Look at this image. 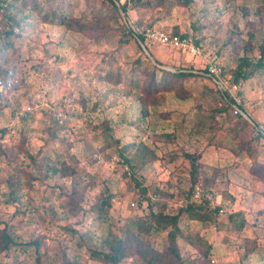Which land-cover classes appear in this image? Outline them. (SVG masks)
Here are the masks:
<instances>
[{
    "label": "rangeland",
    "instance_id": "obj_1",
    "mask_svg": "<svg viewBox=\"0 0 264 264\" xmlns=\"http://www.w3.org/2000/svg\"><path fill=\"white\" fill-rule=\"evenodd\" d=\"M1 1L0 79L13 90L0 96V237L6 229L17 244L0 241V264H108L91 251L138 232L152 210L177 213L197 182L220 204L181 214L183 235L196 232L210 246L178 234L182 257L264 264V69L236 90L248 119L200 75L150 96L163 99L143 115L134 66L149 57L141 35L159 67L200 71L214 59L233 78L242 57L260 56L264 0L135 4L131 29L110 0H35L42 10ZM48 8L67 22H46L40 13ZM14 10L20 24L5 36ZM84 23L94 28L78 31ZM147 29L192 37L205 57L147 39ZM172 229L142 235L162 250ZM155 263L132 253L120 264Z\"/></svg>",
    "mask_w": 264,
    "mask_h": 264
},
{
    "label": "trees",
    "instance_id": "obj_2",
    "mask_svg": "<svg viewBox=\"0 0 264 264\" xmlns=\"http://www.w3.org/2000/svg\"><path fill=\"white\" fill-rule=\"evenodd\" d=\"M111 3L114 5L121 22V12L118 6L116 5L114 0H110ZM165 0H139L136 3V6L142 7H151L157 3H163ZM180 5H189L193 0H175ZM30 6V9H41L38 3L35 0H12L11 4L9 5V9H19V8H27ZM17 10H14L12 14H9L7 18L9 19V25L7 30L4 32L5 36H9L11 33L15 32V28L17 24H20L18 21H14V14L17 13ZM42 18L47 21H52L54 19H58L59 23L65 24L67 22V17L65 15L61 16L58 14L56 8H48L45 11L40 13ZM94 25L91 23L83 24L77 27V30L80 32H85L87 29L92 30ZM181 35V34H180ZM183 35V34H182ZM187 36V35H183ZM142 42H145L144 37L141 35L139 36ZM198 43L199 41L196 40ZM146 43V42H145ZM145 58L139 57L134 61V66L138 65L139 72L143 76V87L142 93L140 94V103L142 105L141 112L143 115H146L147 112V105L151 103L153 105L156 104V101L159 98L163 99V95H158L153 99H149L150 96L163 94L164 92H168L171 90H175L177 86L181 83L184 78L194 75H202L199 71L194 69H179L177 71H171L164 69L162 67L157 66L156 64L152 63L151 59L144 55ZM157 64H161L159 60H156ZM258 69H264V43L260 45V56L256 61H253L249 57H242L237 67L234 71L233 78L231 82H238L239 79L243 76L250 77L252 76ZM207 78V77H206ZM209 79V78H208ZM230 96L229 93H227ZM1 96V95H0ZM230 98V97H229ZM232 100V98H230ZM234 102V100H232ZM242 109V107H240ZM245 124H249L246 119H243ZM120 155L129 162L130 159L124 155L122 152ZM195 159L193 158V165ZM196 169V167H195ZM133 178L139 184L138 177L134 172L132 174ZM108 204V202L103 203V206ZM102 205L101 207L104 208ZM197 208H203L202 205L197 206ZM195 209L194 206H189L187 208L180 207L177 213L170 214V213H163L162 211H151V217L148 222L142 223L139 225V231H127L126 236L124 238H118L114 241V243L110 246L109 251H91V256L100 259L108 264H120L121 261L125 259V257L131 255L132 253L138 254L139 256H143L147 253L151 254L155 259V264H200L202 259L195 258V259H185L182 257L179 251V247L177 245V235L182 234L183 231L180 229L179 222L181 218V214L185 211H191ZM168 227H172L173 229L168 234V245L164 247L162 250H158L154 245L147 238H144L142 233L150 234L159 229H165ZM190 243L193 245H197L201 248L206 247L209 249L210 246L199 236L196 232H187L183 235ZM1 243L3 246L8 248L10 245L17 244V241L9 234V232L4 229L2 237H0ZM32 243V242H30ZM37 242H33V244Z\"/></svg>",
    "mask_w": 264,
    "mask_h": 264
},
{
    "label": "built area",
    "instance_id": "obj_3",
    "mask_svg": "<svg viewBox=\"0 0 264 264\" xmlns=\"http://www.w3.org/2000/svg\"><path fill=\"white\" fill-rule=\"evenodd\" d=\"M118 8L120 9L121 15L123 17V25L125 29L133 28L131 20V11H133L135 4L139 0H114ZM9 0H2L1 3L3 6L7 5ZM147 39L154 40L159 42L162 45L171 46L181 51L187 52L193 56L205 57L203 53V47L195 39L189 36H183L180 34H170L156 29H147L146 31H141ZM202 75L209 78L213 82L215 90L219 93L222 99L229 101L230 98L234 100V105L239 109V111L245 115V112L241 110V97L238 95L236 90L242 83V77L238 82H231V75H229L222 64L214 59L206 58L205 67L199 71ZM0 95L6 97L10 95L13 90V84L10 80L0 79ZM230 94V96L227 95ZM230 97V98H229ZM7 98V97H6ZM130 174H133L129 170ZM180 207H189V206H206L210 210L217 209L220 204V197H218L210 188L205 187L201 182H197L190 194L183 197L179 201ZM133 206H137L135 202H132Z\"/></svg>",
    "mask_w": 264,
    "mask_h": 264
},
{
    "label": "water",
    "instance_id": "obj_4",
    "mask_svg": "<svg viewBox=\"0 0 264 264\" xmlns=\"http://www.w3.org/2000/svg\"><path fill=\"white\" fill-rule=\"evenodd\" d=\"M141 43H142V47L144 48V50L146 51V53L149 55V57L150 58H152L153 59V57L149 54V52H148V50L146 49V47H145V45L143 44V42L141 41ZM153 61L155 62V63H157L156 62V60H154L153 59ZM246 118H248L249 119V117L247 116V114L245 113V115H244Z\"/></svg>",
    "mask_w": 264,
    "mask_h": 264
},
{
    "label": "clouds",
    "instance_id": "obj_5",
    "mask_svg": "<svg viewBox=\"0 0 264 264\" xmlns=\"http://www.w3.org/2000/svg\"><path fill=\"white\" fill-rule=\"evenodd\" d=\"M3 89H2V87H0V91H2Z\"/></svg>",
    "mask_w": 264,
    "mask_h": 264
}]
</instances>
